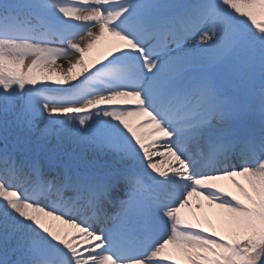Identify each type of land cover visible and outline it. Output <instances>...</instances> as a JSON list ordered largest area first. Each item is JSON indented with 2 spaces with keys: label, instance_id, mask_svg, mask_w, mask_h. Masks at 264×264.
<instances>
[{
  "label": "snow or ice",
  "instance_id": "snow-or-ice-1",
  "mask_svg": "<svg viewBox=\"0 0 264 264\" xmlns=\"http://www.w3.org/2000/svg\"><path fill=\"white\" fill-rule=\"evenodd\" d=\"M0 264H264V0H0Z\"/></svg>",
  "mask_w": 264,
  "mask_h": 264
},
{
  "label": "rangeland",
  "instance_id": "rangeland-1",
  "mask_svg": "<svg viewBox=\"0 0 264 264\" xmlns=\"http://www.w3.org/2000/svg\"><path fill=\"white\" fill-rule=\"evenodd\" d=\"M57 64H58V65H63V66L66 67V66H67V61H64V60H58V61H57ZM165 165H166V164H165ZM165 165H164V167H165Z\"/></svg>",
  "mask_w": 264,
  "mask_h": 264
},
{
  "label": "bare ground",
  "instance_id": "bare-ground-1",
  "mask_svg": "<svg viewBox=\"0 0 264 264\" xmlns=\"http://www.w3.org/2000/svg\"><path fill=\"white\" fill-rule=\"evenodd\" d=\"M165 167H166V165H165Z\"/></svg>",
  "mask_w": 264,
  "mask_h": 264
}]
</instances>
